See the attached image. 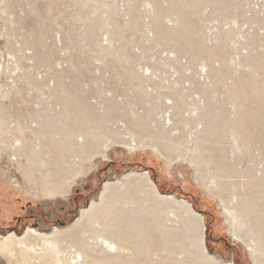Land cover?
Listing matches in <instances>:
<instances>
[{"label":"rangeland","instance_id":"374dc122","mask_svg":"<svg viewBox=\"0 0 264 264\" xmlns=\"http://www.w3.org/2000/svg\"><path fill=\"white\" fill-rule=\"evenodd\" d=\"M184 20L186 30L174 34ZM168 115L176 122L173 145L157 142L174 161L148 146L130 150L118 143L139 136L142 127L143 143L155 140L157 131L165 134L158 127ZM0 120L1 236L65 227L97 199L103 182L135 170L203 216L210 254L255 264L231 234L246 235V223L231 227L222 202L240 196L264 205V0H0ZM195 129L199 140L192 143ZM13 130L25 155L53 157L57 169L71 168L65 197L48 199L25 184L8 145ZM39 142L44 151L35 148ZM194 143L201 154L192 152ZM103 145L105 158L96 154ZM133 200L125 209L139 208ZM156 211L153 240L137 239L124 252L133 257L103 264H211L186 235L181 208L162 204ZM263 224L258 237L264 242ZM27 243L45 248L35 238ZM19 260L0 255V264Z\"/></svg>","mask_w":264,"mask_h":264},{"label":"bare ground","instance_id":"6f19581e","mask_svg":"<svg viewBox=\"0 0 264 264\" xmlns=\"http://www.w3.org/2000/svg\"><path fill=\"white\" fill-rule=\"evenodd\" d=\"M186 7L187 5L185 8ZM181 24L182 28L174 31V34L179 35L183 30H186L185 26L188 23H185L184 20ZM172 36L173 34H169L168 38H164L168 41L171 40ZM178 38L180 39L181 36ZM190 110L192 109L190 108ZM193 110H195V108H193ZM196 112H198V110ZM200 112L202 111L200 110L198 113ZM200 114H203V112ZM200 114H194V118H197V121ZM187 119L189 120V118ZM1 121L2 120H0V122ZM173 121L174 120L170 118L169 115L167 118L164 117L162 125H160L161 128L158 127V130L163 128L166 129L167 132L165 131V134L162 132V135L157 131L158 137L154 138L155 140H149L146 144L143 143V140L148 138V136L146 135L147 133H145L146 129L143 130V127L139 136L135 135L134 137L132 135L133 138L129 141L122 139L118 143L130 150L144 149L145 146H148L165 161H174L167 153L168 151L163 152V150L159 148L157 142L158 139H162V146L166 148L173 145L172 142H174V140H171V135H174L173 130H175V128L172 126L176 123ZM154 122L156 121L154 120ZM166 133L169 134L167 135ZM196 134H199L197 129H195L194 136L190 139L192 143L195 142V140H199L197 137L195 138ZM63 135V137L68 136L67 132L63 133ZM151 135L154 134H150L149 137H151ZM7 137L11 156L14 155V157L12 156V161L15 162L18 170L22 172L25 184H27V186L31 185V188L33 186L37 187L38 191L44 193L48 199L65 197L69 190V185H67L63 179L66 178L71 168H65L64 170H59L60 168L57 169L56 166H59V164L56 160L54 161L53 157H44L39 161H35L33 157H29L22 153V141L15 137L14 130L9 131ZM42 138L46 141L47 135ZM74 141L76 144H79V142V145L83 144L82 136H76ZM66 143L68 144V142ZM193 147L192 152H195L197 155L203 152L195 143ZM35 148H38V152L44 151L40 142ZM106 148L107 145H103L100 150L96 151V154H100L105 158ZM24 156L25 160L23 163L22 157ZM64 156V154L60 155L59 160L64 161ZM187 158L188 162H196L195 159L191 160L189 157ZM182 160H185V158L183 157ZM66 162L68 161L64 163L66 164ZM67 167L69 168L70 166ZM259 170L264 172L262 168ZM36 175H40L43 180L37 181ZM37 182H41V184L37 185ZM137 183L142 186L141 189L143 190L139 189L140 186L137 185ZM127 184H134V191L127 190L129 189ZM211 184H213V181H211ZM214 184L216 185L217 183L214 182ZM125 185L127 187H125ZM215 185L214 188H216ZM123 188L125 190H123ZM33 189L35 188L33 187ZM127 191H129V194L126 195ZM140 192L146 194V197L141 198L140 196L142 195H139ZM134 198L139 208H137V210L125 209L126 204L134 202ZM233 200V202L229 201L230 203L227 205L222 202L225 220L234 229H238L246 223V235L239 234L237 230H231V234L245 246L252 261L255 264H260L261 261L259 258H262L264 261V242L260 240L258 235L259 228L263 224V222H259L260 219L262 220V208L264 205L257 204L252 206L246 203L244 197L240 196L233 197ZM252 202L254 201H251V203ZM162 204L165 208H181L183 210L185 214L184 231L188 237L193 238V242L197 245L206 263L231 264L229 261L218 259L206 250L204 243L205 226L203 216L192 208L190 202L183 198H177L171 194H161L147 172H137L135 170L127 171L122 175L121 179L103 182L97 199L90 200L86 207L79 210L78 216L65 227H53L47 233L27 228L21 236H15L13 233H8L4 236L0 235V255H4L8 257V259H16V257H18L20 260L17 263L21 264H30L32 260L37 261L41 259L51 261L52 264H103L107 261L120 262L125 258L134 256L133 253L128 255L124 252L126 250H132L133 247L136 248L137 239H141L146 245L153 240V233H157L155 226H153L154 216L157 214L156 208ZM165 210L166 209L161 210L160 213L164 214ZM159 225L161 228L164 226L162 222H160ZM28 238H35L38 242H42L45 248L43 246V248L35 247V245L31 243H27ZM129 245H133L132 248H130Z\"/></svg>","mask_w":264,"mask_h":264},{"label":"built area","instance_id":"2783aa9c","mask_svg":"<svg viewBox=\"0 0 264 264\" xmlns=\"http://www.w3.org/2000/svg\"><path fill=\"white\" fill-rule=\"evenodd\" d=\"M7 127L11 128V127H13V125L10 123V124H8V126H7Z\"/></svg>","mask_w":264,"mask_h":264},{"label":"trees","instance_id":"16d2710c","mask_svg":"<svg viewBox=\"0 0 264 264\" xmlns=\"http://www.w3.org/2000/svg\"><path fill=\"white\" fill-rule=\"evenodd\" d=\"M194 206V205H193ZM195 207V206H194ZM206 231H208V229L206 230Z\"/></svg>","mask_w":264,"mask_h":264}]
</instances>
